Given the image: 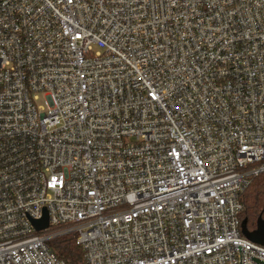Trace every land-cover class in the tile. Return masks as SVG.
<instances>
[{"label":"built area","instance_id":"2783aa9c","mask_svg":"<svg viewBox=\"0 0 264 264\" xmlns=\"http://www.w3.org/2000/svg\"><path fill=\"white\" fill-rule=\"evenodd\" d=\"M263 171L264 0H0V264H264Z\"/></svg>","mask_w":264,"mask_h":264},{"label":"trees","instance_id":"16d2710c","mask_svg":"<svg viewBox=\"0 0 264 264\" xmlns=\"http://www.w3.org/2000/svg\"><path fill=\"white\" fill-rule=\"evenodd\" d=\"M243 210L240 215V233L250 240L264 221V171L256 175L241 195ZM244 227H242L243 221ZM241 227L243 229H241ZM51 249L69 264H84L83 252L75 243V235L68 233L51 240Z\"/></svg>","mask_w":264,"mask_h":264},{"label":"water","instance_id":"95a60500","mask_svg":"<svg viewBox=\"0 0 264 264\" xmlns=\"http://www.w3.org/2000/svg\"><path fill=\"white\" fill-rule=\"evenodd\" d=\"M246 220L243 221L242 227H244V223ZM34 227L36 230H42L48 227V217L47 214L44 212L43 217L40 220L33 221ZM250 241L264 245V221L262 222L261 228L250 237Z\"/></svg>","mask_w":264,"mask_h":264},{"label":"rangeland","instance_id":"374dc122","mask_svg":"<svg viewBox=\"0 0 264 264\" xmlns=\"http://www.w3.org/2000/svg\"><path fill=\"white\" fill-rule=\"evenodd\" d=\"M38 102L41 103L42 102V98ZM241 229H243V228L241 227Z\"/></svg>","mask_w":264,"mask_h":264}]
</instances>
